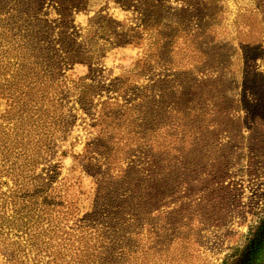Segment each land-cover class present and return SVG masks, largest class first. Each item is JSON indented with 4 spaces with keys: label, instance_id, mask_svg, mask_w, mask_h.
Segmentation results:
<instances>
[{
    "label": "rangeland",
    "instance_id": "374dc122",
    "mask_svg": "<svg viewBox=\"0 0 264 264\" xmlns=\"http://www.w3.org/2000/svg\"><path fill=\"white\" fill-rule=\"evenodd\" d=\"M146 1L151 30L137 45L110 46L99 26L105 17L141 30L139 4L86 0L70 11L91 62L63 67L51 90L60 103L41 132L46 162L28 167L12 145L0 149V264H50L58 211L91 212L106 165L138 177L119 264H264V0ZM55 5L43 0L40 17L56 20ZM86 77L96 92L79 95ZM131 99L118 127L98 118L102 101ZM8 110L0 96V139L18 129ZM48 174L42 201L34 178Z\"/></svg>",
    "mask_w": 264,
    "mask_h": 264
},
{
    "label": "trees",
    "instance_id": "16d2710c",
    "mask_svg": "<svg viewBox=\"0 0 264 264\" xmlns=\"http://www.w3.org/2000/svg\"><path fill=\"white\" fill-rule=\"evenodd\" d=\"M85 1L54 0L58 18L48 21L40 17L43 0H0V96L9 102L6 121H13L18 128L13 138L0 139V149L5 153L12 145L18 149V155H25L28 167L47 161L38 160L37 155L43 158V153L40 154L44 149V137H41V132L45 127L47 129L54 105L60 103V99H55L57 96L51 90L60 83L63 67L74 63L88 65L91 62V54L82 51L76 43V32H69L70 11L81 9ZM113 2L123 10L134 7L133 4H139L138 14L141 16L142 29H125L104 17L99 26L101 39L110 46L139 44L141 31L151 30L147 25L151 6L147 7L146 0ZM87 79L91 81L86 77L75 83L77 94L96 92L97 86L85 82ZM101 88L107 92L113 90L103 86ZM144 102L150 104L147 99H144ZM100 104L102 108L97 113L98 118L118 127V121L125 111H131L138 103L131 99L122 105H118L116 100L113 103L104 100ZM9 113L13 117L9 116ZM26 147L32 148V151H27ZM0 162L7 164L5 159H0ZM26 164L24 163V166ZM156 167L157 163L154 162V170ZM132 168L116 171L106 165L95 182L91 212L78 217L73 205L61 206L62 210L58 211L55 226H52L59 232L56 235L54 250L47 253V263L57 264L59 260V264H105L109 259L111 264H119L122 256L121 251H117V245L121 241L122 230L125 225L133 229L136 223L135 206L139 187L138 183L134 182L138 177L133 172L128 173ZM152 173L153 171L148 173L150 180L153 179ZM48 177L46 182L38 175L34 178V183L43 189V193L39 195L42 201L49 197L45 196L44 191L48 190L53 176L48 174ZM30 190L28 189L26 195L38 198L34 193H30ZM14 192L19 193V190ZM12 202L15 206L14 201ZM23 206L24 204L20 203L19 207ZM68 222L70 226H67ZM43 232L48 234L45 230ZM131 233L132 231L129 232L130 235ZM29 236L30 240L37 237L34 233ZM114 253L117 256L115 258Z\"/></svg>",
    "mask_w": 264,
    "mask_h": 264
}]
</instances>
